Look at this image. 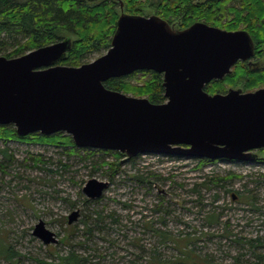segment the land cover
I'll list each match as a JSON object with an SVG mask.
<instances>
[{"label":"rangeland","instance_id":"1","mask_svg":"<svg viewBox=\"0 0 264 264\" xmlns=\"http://www.w3.org/2000/svg\"><path fill=\"white\" fill-rule=\"evenodd\" d=\"M70 150L0 141V240L11 250L0 264H58L70 252L82 264H264V163ZM216 177L231 179L201 186ZM92 179L109 184L98 199L83 191ZM212 211L220 222L209 224ZM40 220L57 244L34 236Z\"/></svg>","mask_w":264,"mask_h":264},{"label":"water","instance_id":"2","mask_svg":"<svg viewBox=\"0 0 264 264\" xmlns=\"http://www.w3.org/2000/svg\"><path fill=\"white\" fill-rule=\"evenodd\" d=\"M71 47L64 39L20 57L0 56V126L13 125L19 137L64 133L78 148L129 159L149 154L253 162V152L264 149V88L205 90L254 58L249 32L204 22L179 31L157 15L122 10L104 55L79 67L58 65ZM137 71L163 75L165 103L105 87ZM108 186L92 179L83 191L98 199ZM77 217L73 213L68 223ZM33 234L45 245L58 242L42 220Z\"/></svg>","mask_w":264,"mask_h":264},{"label":"trees","instance_id":"3","mask_svg":"<svg viewBox=\"0 0 264 264\" xmlns=\"http://www.w3.org/2000/svg\"><path fill=\"white\" fill-rule=\"evenodd\" d=\"M121 6L129 15H157L179 31L204 22L231 32H249L255 44L254 59L257 62H238L230 75L223 80L212 81L205 90L214 95L225 94L230 88L244 92L264 88V66L260 63L264 57V0H0V55L5 53L7 58H16L40 47L71 39V50L57 64L79 67L87 63L89 56L110 49ZM11 44L15 46L10 51ZM163 81L162 74L137 71L126 77L110 79L105 87L162 104L166 102ZM0 141H34L58 148H71V153L76 152L72 138L64 133L49 137L40 134L19 137L13 125L0 126ZM96 151L103 152L92 150L90 154ZM2 152L6 158L11 157L8 149ZM260 152V158L254 162L264 163V149ZM115 155L118 158L125 156L121 153ZM199 162L204 165L218 161L204 159ZM113 166L116 164L112 163ZM230 179L216 177L204 181L201 186L211 190L213 186ZM212 212L209 224L220 222L221 214ZM253 242L249 240L248 244L253 246ZM10 252V248L0 240V256L9 258ZM58 264H82V259L70 252L61 257Z\"/></svg>","mask_w":264,"mask_h":264},{"label":"flooded vegetation","instance_id":"4","mask_svg":"<svg viewBox=\"0 0 264 264\" xmlns=\"http://www.w3.org/2000/svg\"><path fill=\"white\" fill-rule=\"evenodd\" d=\"M86 1V0H85Z\"/></svg>","mask_w":264,"mask_h":264}]
</instances>
